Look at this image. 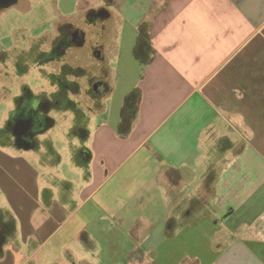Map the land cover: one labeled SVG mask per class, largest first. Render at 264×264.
I'll use <instances>...</instances> for the list:
<instances>
[{
	"label": "crops",
	"instance_id": "crops-1",
	"mask_svg": "<svg viewBox=\"0 0 264 264\" xmlns=\"http://www.w3.org/2000/svg\"><path fill=\"white\" fill-rule=\"evenodd\" d=\"M37 1L55 17L40 37L78 33L51 72L68 66L84 90L93 72L105 103L84 95L98 119L83 163L49 183V206L26 185L34 213L15 215L35 223H22L26 240L49 222V244L100 250L94 236L127 251L122 264H264V0L8 6ZM24 155L13 161L35 172ZM3 157L0 170L12 162Z\"/></svg>",
	"mask_w": 264,
	"mask_h": 264
},
{
	"label": "rangeland",
	"instance_id": "rangeland-1",
	"mask_svg": "<svg viewBox=\"0 0 264 264\" xmlns=\"http://www.w3.org/2000/svg\"><path fill=\"white\" fill-rule=\"evenodd\" d=\"M54 18L50 6L44 1L34 2L30 12L21 11L15 7L9 8V6L0 9V152L12 161L5 162L3 159L4 168L0 170V264H97L101 262L122 264L127 251H117L111 247L110 243L105 245L108 250H103L101 245L103 240H98L94 236L89 237L95 242L94 246H100V250L93 247L84 249L79 245L80 243L77 245L76 242L70 244L69 250L56 247V241L49 244V238L44 236L49 233V222L44 226V234L41 232L38 239L27 241V237L20 233L23 231L21 225L24 223L25 231H27L35 223L31 219L23 220L15 217L16 213L22 215L25 208L26 210L32 208V210L29 213L25 212L23 216L31 217L34 213L32 211L35 207L32 206L35 202L33 198L25 194L26 185L37 186L39 189L37 198L45 206H49V183L63 186L62 177L68 174L66 170L71 163H83L84 145H87L84 138L85 132H90L98 119L90 112L91 108L83 97L86 94L94 99V107L104 102L102 96L94 90L93 72H87L84 81L86 90L81 89L80 98L70 89L76 84L68 79L73 70H70L68 66L64 67V70H68L65 79L68 87L61 82L57 74L51 72L55 69L53 66L58 65L48 64L44 54L48 49L50 52L55 42L52 44L48 37L43 38L39 35L45 30L54 31L52 24ZM54 56L58 57L57 54ZM47 70H49L50 103L57 98L60 102L59 104L52 102L49 118L53 121L49 123V126L37 128L38 133L36 132L31 139L34 146L25 151L13 144L10 112L15 107L12 95L14 92L18 93L16 91L19 81H23L28 87L31 86L33 90H37L39 86L45 87L48 79ZM40 91H38L39 96L46 98V94ZM18 152L25 154V160L35 172L19 169L17 166L19 161L16 160L17 163L13 161ZM37 213L44 215L46 211L38 209ZM104 239L110 238L106 236Z\"/></svg>",
	"mask_w": 264,
	"mask_h": 264
},
{
	"label": "flooded vegetation",
	"instance_id": "flooded-vegetation-1",
	"mask_svg": "<svg viewBox=\"0 0 264 264\" xmlns=\"http://www.w3.org/2000/svg\"><path fill=\"white\" fill-rule=\"evenodd\" d=\"M8 5H11V3L9 2L3 6ZM77 39V32H73L71 30L69 32H63V35H61L58 40L54 43V47L52 45L50 52L49 49L45 51L44 59H46L47 63L49 64V56L55 57V54H61L62 52H64L65 47L70 43V40ZM67 72L68 70H64L63 68V70H60L57 74L61 82L64 83L66 87L69 86L68 84H66L65 81V79L67 78ZM80 72L82 73L81 70H74V73H76L77 75H79ZM47 75L48 79L46 80L47 84L45 87L39 86L37 90H33L31 86L28 87L26 86V83H23V81H19L17 82L18 90L16 91L18 93L14 92V94L12 95L15 107V109L10 112V117L12 118V131L14 135L13 144L19 149H31L34 146V143L31 142V139L33 138V135H35L36 132L38 133L37 128L39 126H49V123L53 121V119L49 118V113L51 112L49 108L53 104L52 102L59 104L60 100L58 98L56 100L53 99V101L50 103L49 70H47ZM76 78L78 77L76 76ZM74 82L76 84L70 87V89H72L74 93L79 95L81 91L80 83L76 80H74ZM99 83L100 81L98 80H95L93 82L94 90L97 93H99V89L97 88ZM4 88L6 91V87ZM39 90H41L40 93L44 92L46 94V98H42L41 96H39Z\"/></svg>",
	"mask_w": 264,
	"mask_h": 264
},
{
	"label": "water",
	"instance_id": "water-1",
	"mask_svg": "<svg viewBox=\"0 0 264 264\" xmlns=\"http://www.w3.org/2000/svg\"><path fill=\"white\" fill-rule=\"evenodd\" d=\"M9 2H11V0H0V7L6 5ZM98 89H102V87L98 86Z\"/></svg>",
	"mask_w": 264,
	"mask_h": 264
},
{
	"label": "trees",
	"instance_id": "trees-1",
	"mask_svg": "<svg viewBox=\"0 0 264 264\" xmlns=\"http://www.w3.org/2000/svg\"><path fill=\"white\" fill-rule=\"evenodd\" d=\"M70 70H72V69L70 68Z\"/></svg>",
	"mask_w": 264,
	"mask_h": 264
}]
</instances>
